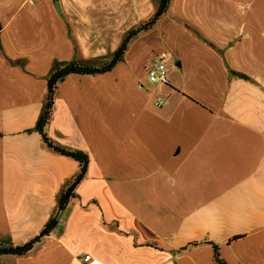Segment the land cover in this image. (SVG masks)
<instances>
[{
    "label": "crops",
    "instance_id": "0c3cea01",
    "mask_svg": "<svg viewBox=\"0 0 264 264\" xmlns=\"http://www.w3.org/2000/svg\"><path fill=\"white\" fill-rule=\"evenodd\" d=\"M159 0H0V264H264V0H170L110 72L69 75L33 130L57 62L108 63ZM166 54L168 85L146 69ZM164 105L158 107V99Z\"/></svg>",
    "mask_w": 264,
    "mask_h": 264
},
{
    "label": "trees",
    "instance_id": "16d2710c",
    "mask_svg": "<svg viewBox=\"0 0 264 264\" xmlns=\"http://www.w3.org/2000/svg\"><path fill=\"white\" fill-rule=\"evenodd\" d=\"M170 0H159V7L156 14L147 22L142 23L137 28L129 31L125 36L122 44L118 50L113 54L111 60L102 65L94 66L92 64L80 62V61H71V62H57L51 69V73L48 78V94L44 109L35 125V130L38 132L45 144L53 149L55 152L71 158L79 163V173L74 178L73 182L63 191L59 199V209L64 210L71 198H75V189L81 183L86 175V171L89 165V156L83 151L70 150L66 149L60 145L54 143L46 134L45 129L49 123L52 110L54 105V96L55 91L58 85L63 82L69 75L78 74V75H96L104 74L110 72L118 63L124 60V56L128 50L130 42L136 38L139 34L148 32L155 25L157 20H159L168 10ZM31 131V130H30ZM58 225V220L56 218L51 219L41 231L40 235L34 237L27 243L19 246H3L0 245V256L2 255H25L35 248L38 244L41 243L43 237L48 236ZM215 250V259L219 264H226L223 262L219 255L218 246L214 245Z\"/></svg>",
    "mask_w": 264,
    "mask_h": 264
},
{
    "label": "built area",
    "instance_id": "2783aa9c",
    "mask_svg": "<svg viewBox=\"0 0 264 264\" xmlns=\"http://www.w3.org/2000/svg\"><path fill=\"white\" fill-rule=\"evenodd\" d=\"M166 54H157L151 64L147 67V76L151 83L155 85H168V67L166 64ZM158 107L164 105L163 99H158L156 102ZM81 264H98L90 255H82L79 257Z\"/></svg>",
    "mask_w": 264,
    "mask_h": 264
},
{
    "label": "rangeland",
    "instance_id": "374dc122",
    "mask_svg": "<svg viewBox=\"0 0 264 264\" xmlns=\"http://www.w3.org/2000/svg\"><path fill=\"white\" fill-rule=\"evenodd\" d=\"M141 35V34H140ZM146 74H147V69H146ZM148 77V76H147ZM149 80V79H148ZM150 82V81H149ZM151 83V82H150ZM151 84H153V83H151ZM153 85H155V84H153ZM32 132H35V133H37V134H39L38 132H36L35 130H28V131H25V134H29V133H32ZM45 143V142H44Z\"/></svg>",
    "mask_w": 264,
    "mask_h": 264
}]
</instances>
